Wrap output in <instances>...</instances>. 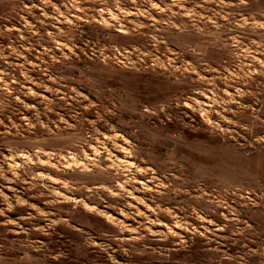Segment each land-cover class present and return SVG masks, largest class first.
<instances>
[{
  "label": "rangeland",
  "instance_id": "374dc122",
  "mask_svg": "<svg viewBox=\"0 0 264 264\" xmlns=\"http://www.w3.org/2000/svg\"><path fill=\"white\" fill-rule=\"evenodd\" d=\"M0 264H264V0H0Z\"/></svg>",
  "mask_w": 264,
  "mask_h": 264
}]
</instances>
